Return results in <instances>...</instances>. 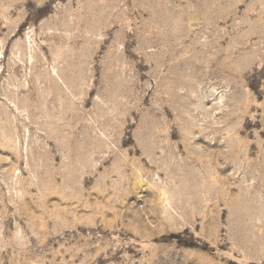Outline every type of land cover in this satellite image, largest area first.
<instances>
[{
    "label": "rangeland",
    "instance_id": "1",
    "mask_svg": "<svg viewBox=\"0 0 264 264\" xmlns=\"http://www.w3.org/2000/svg\"><path fill=\"white\" fill-rule=\"evenodd\" d=\"M0 264H264V0H0Z\"/></svg>",
    "mask_w": 264,
    "mask_h": 264
}]
</instances>
